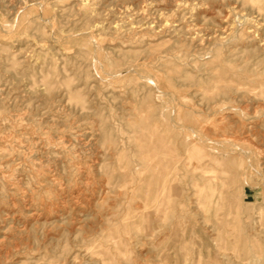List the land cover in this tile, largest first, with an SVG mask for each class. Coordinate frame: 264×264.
Returning <instances> with one entry per match:
<instances>
[{"label": "rangeland", "instance_id": "rangeland-1", "mask_svg": "<svg viewBox=\"0 0 264 264\" xmlns=\"http://www.w3.org/2000/svg\"><path fill=\"white\" fill-rule=\"evenodd\" d=\"M0 120V264H264V0H0Z\"/></svg>", "mask_w": 264, "mask_h": 264}, {"label": "bare ground", "instance_id": "bare-ground-1", "mask_svg": "<svg viewBox=\"0 0 264 264\" xmlns=\"http://www.w3.org/2000/svg\"><path fill=\"white\" fill-rule=\"evenodd\" d=\"M85 1V0H84ZM178 2V1H177ZM186 3V2H185ZM123 5H125V4H123ZM185 5V4H184ZM126 6V5H125ZM128 7V6H127ZM177 7V6H176ZM183 8V7H182ZM125 9H126V7H125ZM93 10V9H92ZM127 12V11H126ZM131 12V11H130ZM137 12V11H136ZM128 13V12H127ZM132 16V15H131ZM125 17V16H124ZM121 19V18H120ZM127 20V19H126ZM122 23V22H121ZM116 24V23H115ZM136 24V23H135ZM164 26V25H163ZM162 26V27H163ZM118 29V28H117ZM131 29V28H130ZM162 30V29H161ZM133 31V30H132ZM140 31V30H139ZM154 32V31H153ZM180 32V31H179ZM145 34V33H144ZM156 34V33H155ZM188 34V33H187ZM135 35V34H134ZM150 35H151V33H150ZM174 35V34H173ZM180 35V34H179ZM137 37V36H136ZM161 57V56H160ZM247 83V82H246ZM257 83V82H256ZM262 84V83H261ZM251 85H253V84H251ZM254 85H255V83H254ZM248 91V90H247ZM255 91V90H254ZM247 94V93H246ZM249 94V93H248ZM248 97V96H247ZM0 122H1V120H0ZM31 124V123H30ZM5 125V124H4ZM11 125V124H10ZM25 125H27V124H25ZM24 125V126H25ZM23 126V127H24ZM22 127V126H21ZM19 128V127H18ZM31 128H32V126H31ZM14 129V128H13ZM39 129H41V128H39ZM52 130V129H51ZM50 131V130H49ZM65 131V130H64ZM1 132V131H0ZM58 132V131H57ZM55 133V132H54ZM152 133V132H151ZM60 134H62V133H60ZM53 135V134H52ZM18 136V135H17ZM61 136V135H60ZM82 136H84V135H82ZM149 136V135H148ZM152 136V135H151ZM156 137V136H155ZM78 138V137H77ZM143 140V139H142ZM141 140V141H142ZM77 141V140H76ZM140 141V142H141ZM144 141V140H143ZM146 141V140H145ZM3 142V141H2ZM34 142V141H33ZM74 142V141H73ZM147 142V141H146ZM145 142V143H146ZM20 143V142H19ZM29 143V142H28ZM31 143V142H30ZM144 143V144H145ZM152 144V143H151ZM83 145V144H82ZM146 145V144H145ZM160 145V144H159ZM159 145H158V147H159ZM16 146V145H15ZM24 146V145H23ZM144 146V145H143ZM151 146V145H150ZM140 147H141V145H140ZM167 147V146H166ZM147 148V147H146ZM154 148V147H153ZM7 149V148H6ZM16 149V148H15ZM20 149V148H19ZM4 150V149H3ZM49 150V149H48ZM56 150V149H55ZM75 150V149H74ZM73 150V151H74ZM7 151V150H6ZM9 151V150H8ZM157 151V150H156ZM162 151V150H161ZM147 152V149H146V151H145V153ZM165 152V151H164ZM2 153H4V152H2ZM5 153H7V152H5ZM9 153V152H8ZM58 153V152H57ZM67 153V152H66ZM77 153H79V152H77ZM159 153V152H158ZM10 154V153H9ZM52 154V153H51ZM61 154V153H60ZM141 154V153H140ZM147 155H148V153H146ZM153 154V153H152ZM161 154H162V152H161ZM75 155V154H74ZM81 155V154H80ZM145 155V154H144ZM151 155V154H150ZM1 156V155H0ZM31 156H33V155H31ZM154 156V155H153ZM160 156V155H159ZM165 156V155H164ZM11 157V156H10ZM58 157V156H57ZM145 157V156H144ZM5 158V157H4ZM31 158V157H30ZM71 158V157H70ZM69 158V159H70ZM145 158H149V156L148 157H145ZM154 158V157H153ZM161 158H162V156H161ZM169 158V157H168ZM43 159V158H42ZM150 159H151V156H150ZM164 159V158H163ZM166 159V158H165ZM55 160V159H54ZM53 160V161H54ZM143 160V159H142ZM169 160V159H168ZM167 160V161H168ZM61 161V160H60ZM164 161V160H163ZM167 161H165V162H167ZM65 162V161H64ZM151 162V161H150ZM52 164V163H51ZM51 164H49V165H51ZM58 164V163H57ZM59 164H61V162L59 163ZM80 164V163H79ZM83 165V164H82ZM2 166V165H1ZM76 166H77V164H76ZM81 166V165H80ZM164 166V165H163ZM162 166V167H163ZM167 167V166H166ZM170 167V166H169ZM174 167V166H173ZM1 168V167H0ZM79 168V167H78ZM50 169V168H49ZM52 169V168H51ZM165 169V168H164ZM16 170H18V169H16ZM80 170H82V169H80ZM57 171V170H56ZM76 171V170H75ZM164 171V170H163ZM206 171V170H205ZM20 172V171H19ZM59 172V171H58ZM208 172V171H207ZM210 172H211V170H210ZM5 174V173H4ZM87 174V173H86ZM0 175H1V173H0ZM51 175V174H50ZM89 175V174H88ZM213 175V174H212ZM74 176V175H73ZM86 176V175H85ZM53 177H54V174H53ZM90 177V176H89ZM88 177V178H89ZM11 178V177H10ZM19 178V177H18ZM74 178H75V176H74ZM22 179V178H21ZM214 179V178H213ZM52 180V179H51ZM85 180V179H84ZM86 181V180H85ZM154 181H155V178H154ZM57 182V181H56ZM72 182V181H71ZM163 182V181H162ZM208 182V181H207ZM59 183V182H58ZM74 183V182H73ZM45 184V183H44ZM205 184V183H204ZM21 185V184H20ZM55 185V184H54ZM74 185V184H73ZM22 186V185H21ZM157 186V185H156ZM60 187V186H59ZM89 187V186H88ZM154 185H153V189H154ZM207 187V186H206ZM22 188V187H21ZM57 188V187H56ZM25 189V188H24ZM60 189V188H59ZM152 189V190H153ZM157 189V188H156ZM32 190V189H31ZM65 190V189H64ZM79 190V189H78ZM81 190V189H80ZM25 191V190H24ZM60 191V190H59ZM62 191V190H61ZM72 191H73V189H72ZM154 191H156V190H154ZM208 191V190H207ZM17 192V191H16ZM93 192V191H92ZM22 193V192H21ZM154 193V192H153ZM208 193V192H207ZM14 194H16V193H14ZM28 194V193H27ZM213 194V193H212ZM154 195V194H153ZM20 196V195H19ZM10 197V196H9ZM21 197V196H20ZM23 198H24V196H23ZM77 198V197H76ZM210 198V197H209ZM27 199V198H26ZM25 199V200H26ZM55 200V199H54ZM203 201V200H202ZM111 204V203H110ZM145 206V205H144ZM48 207V206H47ZM47 210V209H46ZM126 216V215H125ZM99 217V216H98ZM97 217V218H98ZM125 218V217H124ZM110 220V219H109ZM121 221V220H120ZM123 221V220H122ZM124 221H125V219H124ZM113 223V222H112ZM124 228V227H123ZM94 229H96V228H94ZM105 230V229H104ZM109 232V231H108ZM111 232V231H110ZM108 234V233H107ZM106 234V235H107ZM109 234H111V233H109ZM108 236V235H107ZM112 237V236H111ZM108 238V237H107ZM111 239V238H110ZM93 242V241H92ZM1 245V244H0ZM4 245V244H3ZM13 245H16V244H13ZM1 247H2V245H1ZM15 247V246H14ZM3 248V247H2ZM16 248V247H15ZM95 249V248H94ZM6 250L4 249V252H5ZM88 251V250H87ZM8 251H6V253H7ZM93 253H96V251L95 252H93ZM4 254V253H3ZM108 258V257H107ZM97 262V261H96Z\"/></svg>", "mask_w": 264, "mask_h": 264}]
</instances>
